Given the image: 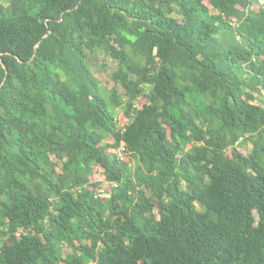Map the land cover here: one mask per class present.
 I'll list each match as a JSON object with an SVG mask.
<instances>
[{
    "label": "trees",
    "instance_id": "16d2710c",
    "mask_svg": "<svg viewBox=\"0 0 264 264\" xmlns=\"http://www.w3.org/2000/svg\"><path fill=\"white\" fill-rule=\"evenodd\" d=\"M0 264H264V0H0Z\"/></svg>",
    "mask_w": 264,
    "mask_h": 264
},
{
    "label": "rangeland",
    "instance_id": "374dc122",
    "mask_svg": "<svg viewBox=\"0 0 264 264\" xmlns=\"http://www.w3.org/2000/svg\"><path fill=\"white\" fill-rule=\"evenodd\" d=\"M253 7H254V9L256 11H259L261 9V7H262V4H255ZM99 74H100L101 79H103V82L105 84L110 85V83H112V82L109 81V77L107 76V74L105 72H99ZM146 101H147L146 98L143 97V98H141L140 102H138L137 104L141 106ZM124 123H125V121H122L121 125H123ZM114 142H115V138H114L113 135H110L105 141V143H108V144H113ZM251 148H252V146L250 144L246 145V144H242L241 143V144L238 145V149L241 152H243L244 154H246V155L249 153V150ZM122 157L124 158V156H122ZM91 178H92L93 181L104 180L103 171L101 169H99V168H96L94 173H93V175L91 176ZM106 187L108 188V186H106Z\"/></svg>",
    "mask_w": 264,
    "mask_h": 264
},
{
    "label": "built area",
    "instance_id": "2783aa9c",
    "mask_svg": "<svg viewBox=\"0 0 264 264\" xmlns=\"http://www.w3.org/2000/svg\"><path fill=\"white\" fill-rule=\"evenodd\" d=\"M117 152H118V154H119L120 157L124 156V152H123V150L121 148L118 149Z\"/></svg>",
    "mask_w": 264,
    "mask_h": 264
}]
</instances>
